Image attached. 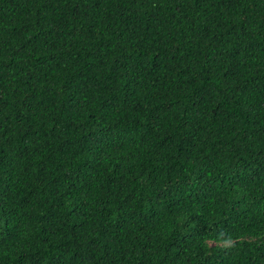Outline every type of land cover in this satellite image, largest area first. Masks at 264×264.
Returning a JSON list of instances; mask_svg holds the SVG:
<instances>
[{
  "label": "trees",
  "instance_id": "obj_1",
  "mask_svg": "<svg viewBox=\"0 0 264 264\" xmlns=\"http://www.w3.org/2000/svg\"><path fill=\"white\" fill-rule=\"evenodd\" d=\"M0 264H264V0H0Z\"/></svg>",
  "mask_w": 264,
  "mask_h": 264
}]
</instances>
